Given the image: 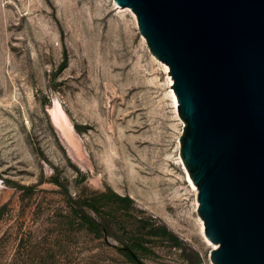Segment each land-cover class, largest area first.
<instances>
[{
    "label": "rangeland",
    "instance_id": "1",
    "mask_svg": "<svg viewBox=\"0 0 264 264\" xmlns=\"http://www.w3.org/2000/svg\"><path fill=\"white\" fill-rule=\"evenodd\" d=\"M154 59L113 0H0V264H211Z\"/></svg>",
    "mask_w": 264,
    "mask_h": 264
},
{
    "label": "water",
    "instance_id": "2",
    "mask_svg": "<svg viewBox=\"0 0 264 264\" xmlns=\"http://www.w3.org/2000/svg\"><path fill=\"white\" fill-rule=\"evenodd\" d=\"M114 2L169 68L210 263L264 264V0Z\"/></svg>",
    "mask_w": 264,
    "mask_h": 264
},
{
    "label": "bare ground",
    "instance_id": "3",
    "mask_svg": "<svg viewBox=\"0 0 264 264\" xmlns=\"http://www.w3.org/2000/svg\"><path fill=\"white\" fill-rule=\"evenodd\" d=\"M113 2H114V0H113ZM114 5H115L116 8L119 9V10H122V9H123V8L118 7L117 4H116L115 2H114ZM124 11H129V12L131 13L133 19L135 20L136 17H135V15H134V13H133L129 8H124ZM152 58L154 59L155 57L152 56ZM155 59H156V58H155ZM155 59H154V60H155ZM156 60H157V59H156ZM163 66H164L165 71L168 72V71H169L168 66L165 65V64H164ZM168 81H169V85L172 86V85H173V80L171 79V77H168ZM168 93H169V95H170V97H171V100H172V103H173L174 110H175V113H176V115H177V118L179 119L178 114H177V106H178V103H177L176 96H175V94H174V92H173V89L170 88V91H169ZM60 117H61V116H60ZM60 120H61V118H60ZM179 121H180V123L182 124V122H181L180 119H179ZM68 125H69V124H68ZM59 126H62V124L59 125ZM62 127H63V126H62ZM66 129H67V128H66ZM68 129L70 130V128H68ZM70 138H71V137H70ZM72 140H73V138H72ZM178 146H179V144H178ZM179 163H180V165H181V167H182V169H183V171H184V173H185L186 180L188 181V173H187V171H186V169H185V167H184V164H183V162H182V159H181V157H180V154H179ZM188 183H189V181H188ZM189 185H190V183H189ZM190 186H191V185H190ZM191 188L193 189V191H194L195 194H196V188L193 187V186H191ZM197 208H198V202L195 201V211H196V213H197ZM197 217H198V214H197ZM198 222H199V224H200V233H201L202 238L204 239L205 243H206L208 246H210L211 250H212V249H216L217 246H216L215 244H213L212 242H210V241L205 237V234H204V225H203L202 220H201L199 217H198Z\"/></svg>",
    "mask_w": 264,
    "mask_h": 264
},
{
    "label": "trees",
    "instance_id": "4",
    "mask_svg": "<svg viewBox=\"0 0 264 264\" xmlns=\"http://www.w3.org/2000/svg\"><path fill=\"white\" fill-rule=\"evenodd\" d=\"M89 223L92 225L93 229L100 230L102 232H107V223L104 220H95L94 218L89 217L88 218ZM127 250H123V253L127 256L128 260L130 262H134L133 258L130 255V250L126 248Z\"/></svg>",
    "mask_w": 264,
    "mask_h": 264
}]
</instances>
